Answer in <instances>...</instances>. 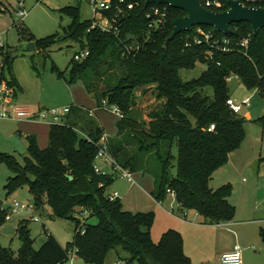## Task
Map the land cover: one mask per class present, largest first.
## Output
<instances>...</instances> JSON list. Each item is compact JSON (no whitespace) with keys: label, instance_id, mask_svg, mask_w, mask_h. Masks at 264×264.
Returning <instances> with one entry per match:
<instances>
[{"label":"trees","instance_id":"16d2710c","mask_svg":"<svg viewBox=\"0 0 264 264\" xmlns=\"http://www.w3.org/2000/svg\"><path fill=\"white\" fill-rule=\"evenodd\" d=\"M221 1L223 10H228L227 0ZM126 2L135 4V8L122 22L118 36L92 29V20L82 21L79 8L67 7L63 12L71 17L72 24L64 36L52 35L40 41L29 38V42L38 51H46L62 41L75 42L81 51L88 50L90 56L86 60L77 63L73 59L71 66L59 75L70 85L83 79L89 81L90 84L85 83L87 90L95 89L93 80L107 78L106 91L90 93L98 107L107 101L123 113L117 123L116 138L109 139L116 162L134 175L146 174L148 163L144 159L150 156L158 165L154 193L157 201H163L168 196L167 190H172L182 209L196 211L204 224L230 222L236 216V207L229 201L232 187L211 186L214 173L229 162L230 155L241 148L246 138L245 119L227 106L231 98L228 83L236 76L264 99V29L255 37L251 24H233L231 30L235 34L226 35L231 41V52L194 44L199 29L211 30L220 38L225 36L206 26L194 27L166 43L173 22L186 13L167 7L165 28L149 31L146 14L152 6L147 7L144 0ZM0 11L5 12L1 5ZM25 32L22 28L21 34ZM249 36L246 55L237 44ZM128 38L135 39L140 48L127 52L125 45H132V39ZM2 51L0 46L3 70L0 84L7 82L20 89L15 78L11 82L6 80L5 69L12 70V56ZM199 63L207 69L199 78L184 81L181 71L193 70ZM116 64L120 76H109L108 67L113 70ZM69 71L71 78L67 80ZM151 87L163 103L149 115L146 127L138 121L134 108L137 91ZM70 109L63 124L50 125L47 148L41 149L38 139L31 135L27 138L28 158L23 165L3 154L0 160L14 171L8 189L28 186L39 210L48 207L51 218L75 223V237L63 247L48 235V240L36 250L28 221L23 220L18 229L22 242L19 254L16 256L0 245V264H65L73 249L78 250L86 263L106 264L109 254L115 252L126 264H193L185 254L184 239L179 232L169 230L158 243L153 241L154 213L133 214L123 209L120 200L109 201L108 188L118 178L95 172L97 144L105 130L90 110L78 106ZM260 120L264 121V117ZM211 125L215 130L209 132ZM131 145L135 149H128ZM174 169L176 175L172 173ZM5 216L6 212L0 211V226L6 222ZM92 218L97 219L96 224L90 222Z\"/></svg>","mask_w":264,"mask_h":264},{"label":"rangeland","instance_id":"374dc122","mask_svg":"<svg viewBox=\"0 0 264 264\" xmlns=\"http://www.w3.org/2000/svg\"><path fill=\"white\" fill-rule=\"evenodd\" d=\"M20 3L27 13L23 19L17 14ZM0 5L2 9L5 8V12L0 11L2 52L3 54L10 52L12 56V70L5 69V76L8 82L15 78L20 86V89L14 87L17 93L14 104L21 108H28L33 113L51 112L57 109L63 110L73 106L82 107L90 110V114L93 117L96 118V115L99 117L98 120L104 127L109 139L116 138L117 123L120 119L108 111L100 110L96 100L93 98V93H90H103L106 91L107 78L105 77L106 79L101 81L93 80L91 83H94L95 89L87 90L85 83L90 84L89 81L83 79L70 85L59 75V72H64L71 66L75 54L81 51L78 44L72 41H62L51 46L46 51L26 50L31 44L29 38L34 41H40L52 35H65V30L72 24L71 17L63 12L67 7L79 8L82 21L94 19V8L88 0H0ZM22 28L25 29V34H21ZM1 65L2 60H0ZM118 67L119 64H116L113 70L108 67L109 76L115 74L120 76L121 73ZM206 69V65L199 63L193 70H182L180 75L184 81H191L199 78ZM2 71L0 67V79ZM65 78L70 80V71ZM228 84L230 96L236 103L242 104L246 99H251L250 106L244 107L240 114L245 119L246 138L241 148L231 155L229 162L214 173L211 186L215 189L225 185L231 186L232 195L229 201L237 208L240 214L243 213V210L245 213L250 208L254 209L255 207L264 214V208L259 206L264 200V121L260 120L264 117V99L257 90L248 89L236 76H233ZM147 89L149 88H142L137 91V105L134 108L136 115H138V121L144 123L146 127H148L147 125L150 122L149 115L159 109L163 103L157 99L154 87ZM49 119L43 122L0 120V154L16 158L21 165L28 158L27 138L36 134L32 133L34 130L33 126L20 128L19 122L40 126L41 131L37 128L39 130L37 134L39 135H36V137L40 148H47L51 125ZM35 131L37 130L35 129ZM135 147V145H131L128 149L132 150ZM144 160L149 164L146 167V176L155 183L158 174L157 162L150 156H146ZM111 172L112 170L109 168L105 171L108 174ZM172 173L176 175V170L174 169ZM13 177L14 171L6 162L0 160V205H10L15 201L32 204L34 198L28 186L8 189ZM135 180L138 185L136 188L142 187L149 193L151 192L150 183L146 184L145 181L137 178V176H135ZM155 186H157L156 183ZM129 188H131L130 184L119 177L108 188L107 192L108 194H113L116 191L120 192L121 190L128 192L127 201L122 203L127 212L132 211L126 208L133 210L132 213L134 214L155 213L150 209L152 202L149 196L136 188L134 192H131ZM169 206V204L165 203L167 210L170 208ZM175 209L177 212V207ZM161 212L162 210L155 215L154 227H152L155 230L166 219L161 215ZM37 213L41 218L40 222L28 221L24 217L15 216L11 221L2 224L0 226V245L13 252L16 256L19 254L22 242L18 236V229L23 220L28 221V227L36 250H39L48 240V235L53 236L63 247L73 241L76 234V225L73 221L51 218V210L48 207L44 210H38ZM86 215L88 216V214ZM193 216L194 213H191V217ZM90 222L96 224L97 219L92 218ZM208 255L209 253H205L202 258L209 260ZM121 256L124 257L123 254ZM117 258L119 257L116 254H109L106 264L117 261ZM130 264L137 263L133 262ZM203 264L218 263L205 261Z\"/></svg>","mask_w":264,"mask_h":264},{"label":"built area","instance_id":"2783aa9c","mask_svg":"<svg viewBox=\"0 0 264 264\" xmlns=\"http://www.w3.org/2000/svg\"><path fill=\"white\" fill-rule=\"evenodd\" d=\"M146 0H144L145 3ZM202 1V0H201ZM88 2L94 8L95 17L92 19V29H99L103 33L110 35L118 36V32L122 26V22L126 21L130 13L134 10L135 4L127 3L126 0H119L115 2L114 0H88ZM240 2L248 7H264V0H240ZM202 4L205 8L213 11H224L223 3L221 0H204ZM139 3H136L138 6ZM150 11L146 14V19L148 20V30L149 31H161L165 28V25L168 21V8L166 5H156L151 4ZM148 6V7H150ZM160 6H164L161 8ZM18 16L23 19L26 17V12L23 9V5L20 3L18 11ZM132 45H125V50L131 52L133 50H138L139 43L136 42L133 38ZM251 42V36L243 39L237 44V47L240 50H243L244 54L247 55L249 45ZM195 45H208L211 49L222 51V52H231L232 48L230 47L231 41L225 36L217 37L213 31H205L199 29L198 35L194 38ZM0 46L2 43L0 41ZM90 56L88 50L80 51L75 54L74 61L77 63L83 62ZM232 78V77H231ZM230 78V79H231ZM229 79V81H230ZM15 88L9 85L7 82H2L0 84V120H18L21 122H43L48 120L52 124H63L64 117L70 113V108H65L63 110L57 109L51 112H40L33 113L28 108H21L14 104L16 98ZM251 99H246L242 104L236 103L235 100L230 98L227 101L228 108L237 115H240L244 107L250 106ZM100 110H105L111 113L112 115L118 117L119 119L123 118V113L120 108L117 106L110 105L107 101H103ZM215 130V126L211 125L209 132ZM98 152L96 156L95 163V172L99 175H113L117 178H122L126 180L130 185H135L137 182L135 176L129 170L122 168L115 160L114 156L110 151L109 146V137L106 134L102 136L100 141L97 144ZM109 168L112 170L110 174L105 173L106 169ZM168 195L176 199V194L172 190H167ZM109 201L116 202L120 200V194L114 192L109 194ZM2 203V202H1ZM4 204V203H2ZM1 206L0 211H5V221H11L13 217H24L26 220L33 222H40L41 218L38 216V207L33 202L32 204L21 203L18 201L13 202L10 205ZM84 234V230L82 231ZM65 264H95V263H86L79 257L78 250L73 249L68 253V259ZM112 264H126L122 260H118ZM219 264H243V251L240 245H236L232 252L223 254L219 259Z\"/></svg>","mask_w":264,"mask_h":264},{"label":"crops","instance_id":"0c3cea01","mask_svg":"<svg viewBox=\"0 0 264 264\" xmlns=\"http://www.w3.org/2000/svg\"><path fill=\"white\" fill-rule=\"evenodd\" d=\"M96 118L99 119L97 115ZM19 123L21 126L20 128L33 126L34 130L32 133L36 135H39L37 134L39 131L38 129H40L41 131L40 126L21 122ZM35 129L37 131H35ZM36 135L33 136L36 137ZM135 176H137V178L141 179L142 181H145L146 184L150 183L149 185L152 187L151 192L149 193L142 187L136 188V186H138L137 183L135 185H130L131 188H129V190H131V192H134V190L138 189L140 192H144L151 198V211H154L156 213L154 214L157 215V213L162 210L161 215L166 218L157 230L153 228V230H151V236L155 243H158L160 241L159 239L167 231L175 230L183 236L185 254L190 258L193 264H203L205 261H212L219 264L220 257L223 254L232 252L236 245H240L242 248L243 264H264V214L263 212L257 210L256 207L254 209L250 208L245 213L243 210L242 214H240V212L237 211L236 208V216L232 221L215 225H206L204 224L203 218L198 215L196 211L183 210L180 203L170 195H168L161 202L157 201L154 198L156 188L155 183L152 182L153 180L151 179V181L150 179H148L146 174L142 172L136 173ZM212 188L215 189L214 187ZM116 192L120 194L121 203L127 201L126 197H128V192L122 190L120 192ZM165 203L170 205V208H168V210L165 208ZM259 206L264 208V200L259 204ZM175 207H177V212ZM126 209L133 212V210H131L130 208ZM191 213H194L193 217H191ZM246 216L248 217L245 218ZM112 253L118 256L117 253ZM205 253H209V260H205L204 258H202ZM117 259L119 260V258ZM114 262L116 261H113L110 264Z\"/></svg>","mask_w":264,"mask_h":264},{"label":"water","instance_id":"95a60500","mask_svg":"<svg viewBox=\"0 0 264 264\" xmlns=\"http://www.w3.org/2000/svg\"><path fill=\"white\" fill-rule=\"evenodd\" d=\"M166 5L173 9L181 10L186 16L173 22L172 34L166 43L173 41L178 35L191 32L194 27L206 26L213 28L215 32L224 35H234L231 30L233 24L249 23L252 26L253 35L256 37L264 29V7H248L240 0H227L229 9L226 11H213L203 6L201 0H146L145 5ZM27 51H36V46L31 43ZM35 181V178L32 179Z\"/></svg>","mask_w":264,"mask_h":264}]
</instances>
